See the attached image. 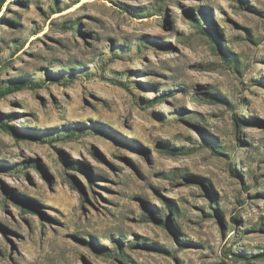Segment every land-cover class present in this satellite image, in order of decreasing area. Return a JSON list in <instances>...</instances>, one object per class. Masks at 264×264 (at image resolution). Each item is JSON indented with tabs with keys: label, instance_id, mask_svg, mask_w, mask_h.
I'll return each mask as SVG.
<instances>
[{
	"label": "rangeland",
	"instance_id": "rangeland-1",
	"mask_svg": "<svg viewBox=\"0 0 264 264\" xmlns=\"http://www.w3.org/2000/svg\"><path fill=\"white\" fill-rule=\"evenodd\" d=\"M2 1L0 264H264V0Z\"/></svg>",
	"mask_w": 264,
	"mask_h": 264
},
{
	"label": "trees",
	"instance_id": "trees-1",
	"mask_svg": "<svg viewBox=\"0 0 264 264\" xmlns=\"http://www.w3.org/2000/svg\"><path fill=\"white\" fill-rule=\"evenodd\" d=\"M2 0H0V6H1V4H2ZM79 2V1H78ZM78 2H76V3H78ZM16 84H13L12 86H8V87H6L5 89H2V90H0V96H2L4 93H5V91L6 90H9L11 87H13V86H15ZM67 165L68 166H70L71 168H73V169H79V170H81V168H80V166L77 164H72L71 162H69V163H67ZM22 204H23V206H29V203L28 202H22ZM233 220H235V219H233Z\"/></svg>",
	"mask_w": 264,
	"mask_h": 264
}]
</instances>
